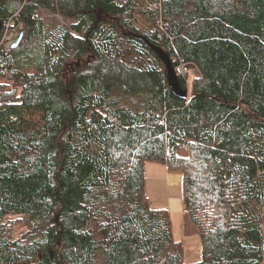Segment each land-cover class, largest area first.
Wrapping results in <instances>:
<instances>
[{"label": "trees", "instance_id": "obj_1", "mask_svg": "<svg viewBox=\"0 0 264 264\" xmlns=\"http://www.w3.org/2000/svg\"><path fill=\"white\" fill-rule=\"evenodd\" d=\"M0 264H264V0H0Z\"/></svg>", "mask_w": 264, "mask_h": 264}, {"label": "crops", "instance_id": "obj_2", "mask_svg": "<svg viewBox=\"0 0 264 264\" xmlns=\"http://www.w3.org/2000/svg\"><path fill=\"white\" fill-rule=\"evenodd\" d=\"M146 174L147 191L153 204L167 206L172 215L176 213V218L184 217L185 206L182 198V174L171 172L167 164L154 161L146 164Z\"/></svg>", "mask_w": 264, "mask_h": 264}, {"label": "rangeland", "instance_id": "obj_3", "mask_svg": "<svg viewBox=\"0 0 264 264\" xmlns=\"http://www.w3.org/2000/svg\"><path fill=\"white\" fill-rule=\"evenodd\" d=\"M48 13V12H47ZM50 14V12H49ZM60 21H64L61 15H55ZM51 18H54V15L51 16ZM20 32L19 27L16 29H12L8 31L4 36V43L5 47L9 48L11 44L9 43V40H14L15 37L13 36V33ZM17 34V35H18ZM11 42V41H10ZM83 69V68H82ZM180 74H183L187 78V85L189 88V92L191 91V84L193 79L199 75V71L197 67L193 64H182L176 67L175 69ZM183 198V195H182ZM155 206V204H153ZM172 213V212H171ZM176 213H173V224L174 230H175V236L177 239L181 240L184 243L185 247V258L187 260H196L200 257L201 252V244H200V238L196 234L197 230L193 223L187 221L185 224V214L184 217H178L176 218Z\"/></svg>", "mask_w": 264, "mask_h": 264}, {"label": "water", "instance_id": "obj_4", "mask_svg": "<svg viewBox=\"0 0 264 264\" xmlns=\"http://www.w3.org/2000/svg\"><path fill=\"white\" fill-rule=\"evenodd\" d=\"M23 35H24V30L21 29L19 34L15 37V39H14V41L10 47L14 48V47L18 46L20 44L22 38H23ZM158 51L160 52L162 58L166 62L169 84H170L172 91L174 92L175 95H177L181 98H187L189 95V89L184 88L181 85L179 77H178V73L175 70L172 59L163 49L159 48Z\"/></svg>", "mask_w": 264, "mask_h": 264}, {"label": "built area", "instance_id": "obj_5", "mask_svg": "<svg viewBox=\"0 0 264 264\" xmlns=\"http://www.w3.org/2000/svg\"><path fill=\"white\" fill-rule=\"evenodd\" d=\"M16 34H17V32L16 33H13V36L15 37ZM169 153H170V147L167 146V148H166V154H169Z\"/></svg>", "mask_w": 264, "mask_h": 264}, {"label": "bare ground", "instance_id": "obj_6", "mask_svg": "<svg viewBox=\"0 0 264 264\" xmlns=\"http://www.w3.org/2000/svg\"><path fill=\"white\" fill-rule=\"evenodd\" d=\"M11 41V42H10ZM14 40H9V43L12 44Z\"/></svg>", "mask_w": 264, "mask_h": 264}]
</instances>
